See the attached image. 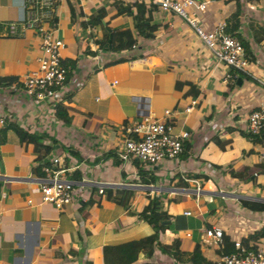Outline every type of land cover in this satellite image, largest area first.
Wrapping results in <instances>:
<instances>
[{
  "label": "crops",
  "instance_id": "1",
  "mask_svg": "<svg viewBox=\"0 0 264 264\" xmlns=\"http://www.w3.org/2000/svg\"><path fill=\"white\" fill-rule=\"evenodd\" d=\"M67 2L79 13L74 22L69 20ZM27 3L0 0V127L13 123L41 135L40 142L52 148L37 157L33 145L24 148L11 131L0 144V264H103L104 245L150 233L148 224L112 202L61 208L40 203V165L51 157L66 169V179L132 190L134 210L146 203L147 196L161 198L170 215L168 226L159 233L150 257L139 252L130 264L145 259L153 264H192L186 260L191 253L213 264L234 241L254 245L264 228V209L246 205L264 204V159L261 141L253 143L244 133L248 113L264 100V0H236L237 4L209 0L200 16L203 29L210 30L219 21L226 23L238 6L234 32L247 45L248 63L234 83L224 80L228 68L215 63L179 17L155 6L150 21L153 37L137 41L129 52L139 56L103 66L116 54L97 47L95 40L103 33L99 26L82 28L79 21H86L98 6L105 7L103 20L109 28L131 29L130 19L113 16L111 0H58L54 35L63 42L60 55L70 71L57 98L70 116L69 125L54 117L50 103L34 104L23 93L22 81L36 69L40 53L34 31L16 23ZM14 23V32L9 33ZM189 82L198 87L196 95L187 93ZM68 93L70 98L64 99ZM191 99L195 104L185 113ZM164 110L171 111L174 129L189 135L185 156L151 166L121 162L123 121L160 118ZM182 176L199 182L197 197L194 185ZM192 196L194 210L169 212L170 199L186 205ZM205 227L219 228L222 243L204 238ZM171 252L182 260H175Z\"/></svg>",
  "mask_w": 264,
  "mask_h": 264
},
{
  "label": "built area",
  "instance_id": "2",
  "mask_svg": "<svg viewBox=\"0 0 264 264\" xmlns=\"http://www.w3.org/2000/svg\"><path fill=\"white\" fill-rule=\"evenodd\" d=\"M24 16L17 24L23 29H32L39 38V55L35 58L36 69L25 76L22 90L27 99L34 104L50 103L54 114L55 103L58 102V92L64 84L70 71V65L65 63L60 55L63 42L54 35L55 24L48 25L54 8L53 0H27ZM159 10L172 13L179 17L192 31L194 36L208 50L215 63L228 68L224 80L234 83L235 74H242L246 70L248 57L240 42L226 32V23L219 21L210 30H204L200 23V16L204 13L209 0H151ZM28 6V8H27ZM14 24L9 25L8 32H14ZM135 45H132L134 48ZM232 71V72H231ZM195 104L191 99L184 108L187 113ZM3 121L0 119V125ZM122 151L118 153L121 162L135 161L146 166L155 165L161 160L178 161L182 151V142L188 141L186 131H176L173 126L171 111L164 110L160 118L153 116L134 120L124 127ZM245 132L250 135H261L260 158L264 159V100L250 110L246 118ZM65 168L60 165L56 157L40 165L41 184L39 186V202L51 204L61 208L71 203H82L91 194V186L96 192H102L101 184L86 182L85 179L72 181L64 178ZM181 179L194 185L195 197L199 195L200 185L196 179ZM88 185V186H87ZM28 203L30 200L27 201ZM185 214H188L186 212ZM204 238L213 244L222 243V231L217 227H205L202 230ZM213 264H264V236L254 245L244 246L239 241L232 243L228 253L220 254Z\"/></svg>",
  "mask_w": 264,
  "mask_h": 264
},
{
  "label": "trees",
  "instance_id": "3",
  "mask_svg": "<svg viewBox=\"0 0 264 264\" xmlns=\"http://www.w3.org/2000/svg\"><path fill=\"white\" fill-rule=\"evenodd\" d=\"M236 3V0H234ZM58 0H53L52 8L55 9ZM237 4V3H236ZM111 5L114 8L113 16H127L130 19L131 29L130 28H109L104 22V18L106 15L105 7L98 6L91 12L89 18L85 20L79 21L80 26L82 28L89 26L95 27L99 26L102 29V37L99 40H95L97 47L100 50H106L110 53L116 54L115 57L112 56L107 62L103 64V66L116 64L124 61H128L138 57L139 55H131L129 52L132 50V45H135L139 40H149L153 37L152 32L150 31V21L152 18V13L154 9V5L151 0L137 1V2H124L123 0H111ZM67 9L69 13L70 22L76 21V17H78L79 13H75V9L70 2H67ZM238 13L239 8L236 5L234 12L228 16L226 19V27L225 30L230 35L234 36L242 45L244 52H248L247 45L242 38L239 37L234 31L238 26ZM56 22V17L52 13V18L48 21V25ZM108 34H110V42L107 43ZM91 53V52H90ZM71 63L70 61H68ZM96 70V68H92V71ZM232 72V71H231ZM240 74H235L234 82ZM3 81L0 80V84ZM10 81H6L9 83ZM181 85V82L178 81ZM177 82L175 83V88L177 87ZM188 89L187 93L190 91L191 94H197L198 87L189 82L187 83ZM194 91H191L193 90ZM71 93L65 95L64 99H69ZM54 117L61 121L65 125L70 124V116L67 114L66 109L62 105L61 102H57L54 105ZM123 127L126 124L123 121ZM11 131L14 133L15 137L19 144H21L24 148L28 144H32L34 152H37V157L40 154H48L51 147V144L45 145L40 142L41 135L35 134L34 132H28L25 129L16 126L13 123H6L2 127H0V144L6 140V133ZM244 135L253 143H258L261 141V135H250L248 133H244ZM54 143V142H52ZM189 148V144L186 141L182 142V151L180 156H185L186 151ZM40 153V154H39ZM195 176V175H194ZM78 180V179H77ZM96 188H91V194L88 199L80 205L82 207H86L87 205L93 204L95 207L101 206V201L104 200L106 202H112L118 205H121L126 209V212L129 215H134L136 221H143L150 227V233L139 238L137 240L128 241L119 245H104L102 247V259L103 264H130L136 258L139 252H144L145 257L149 258L152 254L153 248L156 245L157 237L159 233L163 232L164 229L168 226V220L170 215L167 213L164 208L163 202L159 196L152 195L146 197V203L142 205L139 210H134L130 207V201L133 198V191L123 188H110L104 187L102 188L101 193L96 192ZM248 208L253 210H263L264 204H253L246 205ZM134 210V211H133ZM264 236V228L261 230L256 237ZM232 247V245H231ZM231 250V248H230ZM229 250V251H230ZM229 251H225L228 253ZM171 255L175 260H182V258L176 253L171 252ZM186 260L192 264H210L206 261L200 254L191 253L186 257ZM139 264H153L151 261L145 259L143 262Z\"/></svg>",
  "mask_w": 264,
  "mask_h": 264
},
{
  "label": "rangeland",
  "instance_id": "4",
  "mask_svg": "<svg viewBox=\"0 0 264 264\" xmlns=\"http://www.w3.org/2000/svg\"><path fill=\"white\" fill-rule=\"evenodd\" d=\"M191 202L187 203L186 205L184 204H181V205H176L174 201H172L171 199L169 200V212L171 214H174L176 212L179 211L180 208L184 207V208H190L192 210H194V197L192 196L190 199H189ZM182 203V202H180Z\"/></svg>",
  "mask_w": 264,
  "mask_h": 264
},
{
  "label": "water",
  "instance_id": "5",
  "mask_svg": "<svg viewBox=\"0 0 264 264\" xmlns=\"http://www.w3.org/2000/svg\"><path fill=\"white\" fill-rule=\"evenodd\" d=\"M110 42V34H108V39H107V43L109 44ZM236 82H239V78L236 79Z\"/></svg>",
  "mask_w": 264,
  "mask_h": 264
}]
</instances>
